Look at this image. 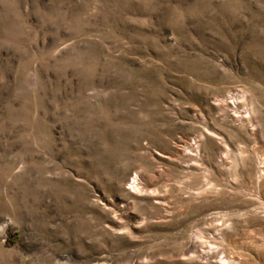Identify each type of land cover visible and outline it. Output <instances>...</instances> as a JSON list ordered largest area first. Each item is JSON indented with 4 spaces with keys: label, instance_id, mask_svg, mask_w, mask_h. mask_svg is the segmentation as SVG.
<instances>
[{
    "label": "rangeland",
    "instance_id": "rangeland-1",
    "mask_svg": "<svg viewBox=\"0 0 264 264\" xmlns=\"http://www.w3.org/2000/svg\"><path fill=\"white\" fill-rule=\"evenodd\" d=\"M0 264H264V0H0Z\"/></svg>",
    "mask_w": 264,
    "mask_h": 264
},
{
    "label": "trees",
    "instance_id": "trees-1",
    "mask_svg": "<svg viewBox=\"0 0 264 264\" xmlns=\"http://www.w3.org/2000/svg\"><path fill=\"white\" fill-rule=\"evenodd\" d=\"M17 238L16 236H13V239L9 240L10 243H14V239Z\"/></svg>",
    "mask_w": 264,
    "mask_h": 264
}]
</instances>
